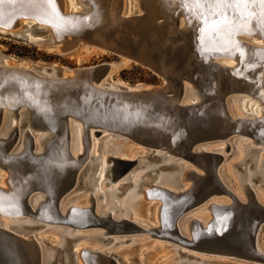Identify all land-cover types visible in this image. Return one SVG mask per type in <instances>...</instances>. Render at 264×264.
I'll return each instance as SVG.
<instances>
[{
	"label": "water",
	"instance_id": "1",
	"mask_svg": "<svg viewBox=\"0 0 264 264\" xmlns=\"http://www.w3.org/2000/svg\"><path fill=\"white\" fill-rule=\"evenodd\" d=\"M117 3V9L111 10L107 8L105 0H91L86 4L82 2L80 11L61 13L54 0H46L45 6L49 8L54 18L72 21L73 25L77 22L88 23L97 13L101 14L100 24H92L87 28H77L73 25L64 28L62 25H53L46 18L16 8H6L4 12H0L2 36L39 42L43 39L32 41L26 32L34 35L46 29V26H37L40 22L45 23L55 30V33L44 39L46 47L57 53H66L81 46L94 47L132 61L163 79L161 84L128 91L132 93L131 95H125L124 89L119 90L121 92L119 94L99 93L93 90L91 85L104 75L103 65L98 63L70 69L71 75H66L63 79L76 80L75 83L60 82L56 89L36 92L37 84L31 79L29 71L17 70L18 67H5L4 76L0 78V166L10 169L12 176L10 179L14 181H23L32 176L35 170L40 169L39 165L43 164L46 157L38 155L40 151L32 150V137L26 131L25 146L21 153L13 151L15 135L18 129L21 130L27 123L31 132H41L37 128L55 124L54 130L61 136L62 153L66 160L62 162L51 159L48 165L52 166L54 171L49 173L41 170L31 180L36 187L48 186L51 191L50 197L35 213L30 209L27 195L18 197L14 195L13 198L12 194H8L10 190L6 183L7 187L0 186V223L1 217L31 216L32 213L41 221L35 224V227L44 225V222H52L58 223L60 228L68 227L77 231L100 225L104 229L102 235L98 236L102 246L108 245L112 240L113 236L110 234L131 235L141 231L139 225L129 218H120L116 221L109 215H95L91 197L88 207L79 209L69 205L63 214L58 211L56 207L58 200L63 202L69 193L80 187L91 188L87 184V178L82 179L88 165L77 171L85 150L83 149L77 164H74L67 150L69 146L67 123L73 129L74 123L81 122L85 132L88 127L92 128L93 135L102 134L104 137L106 133L103 129L115 132L107 141L112 140L113 143L120 140L122 143L130 142L143 147L148 152L147 160H157L165 154L178 162L167 164L168 166L162 164L165 168L179 167V164L183 163L182 160L189 163L190 168L184 171L185 177L189 179L187 187L176 188L174 194L163 188L155 186L150 188L151 197L161 200V205L156 210L160 225L154 227L150 235L167 238L171 242L178 239L188 251L190 249L264 262L258 245L264 221V204L255 200L252 190L248 187L245 190L247 203H239L219 177L221 163L230 153L236 152L237 141L249 139L242 144L244 157L232 163L241 170L243 168L240 166L246 161L249 167L252 166L251 155L264 147V113L260 117L247 119L233 117L228 110L231 99H239L244 94L264 103V48L250 47L241 37L243 33H253L251 27H254L260 30L264 38V8L251 3L238 8L218 9L215 4L198 6L190 0H175V6L166 5L160 0H138V11L121 13L122 0H118ZM210 11L214 15L206 24L205 17L209 16ZM221 12L227 20L217 29L212 20L222 18ZM108 13H112L111 18L114 20L106 18ZM24 19L27 21L34 19L26 28L27 31L11 32V29L17 27L16 24ZM106 21L111 24L110 27H103ZM221 55L232 57L233 65L217 63ZM59 70L62 72L59 73L57 70L55 72L61 75L64 69ZM184 84L191 87L192 92L197 95V100L180 101ZM9 90L14 93L15 100L6 97L5 92ZM10 100L14 105L3 107L4 102ZM65 102H75L81 107L73 114L65 108ZM21 104L25 105L28 116L24 114L18 120L17 108ZM44 105L46 106L43 107ZM91 108L98 110L101 108L112 116L119 114L121 121L115 122V118L111 120L107 115H104L103 119L89 117L87 109ZM45 109L50 113L42 117L41 113ZM11 119L18 125V129L16 124L10 125ZM123 120L125 122H122ZM8 125L7 133L1 134ZM126 125L128 128L122 129ZM89 139L85 133V148ZM219 143H223L220 151L197 149L200 145ZM118 147L119 145L115 143L108 148L110 173L106 175L108 180L104 185L124 175L128 178L130 172L141 163L138 155L130 158L114 153ZM155 151L162 152L161 156ZM59 165L63 166L62 171L56 172L55 168ZM89 167L94 171L96 164ZM3 168L0 170L4 172ZM257 179L256 176L253 178L254 181ZM92 183L96 181L93 180ZM179 185L180 183H177V186ZM214 193H224L229 197V201L221 205L209 203L211 215L205 225L201 226L197 220H193L190 239L180 238L175 231L174 220L199 206ZM77 237H64L63 247L59 250L62 258L68 260L62 264H75L72 241ZM44 244L46 248L34 237L22 236L0 225V264H52V260L43 259L44 250L57 247L52 243ZM105 247L101 251L80 248L78 253L84 264H115L113 257L107 253V249L113 245ZM192 253L188 255L194 259L200 258L195 253L190 255Z\"/></svg>",
	"mask_w": 264,
	"mask_h": 264
},
{
	"label": "bare ground",
	"instance_id": "2",
	"mask_svg": "<svg viewBox=\"0 0 264 264\" xmlns=\"http://www.w3.org/2000/svg\"><path fill=\"white\" fill-rule=\"evenodd\" d=\"M79 1L81 3L83 2L84 4H86V2L91 1V0H79ZM105 1L108 4L107 8H109L111 10L117 9V5H118L117 1L118 0H105ZM60 2H61V4H60ZM166 2H167V4L169 6L170 5H174L175 6V0H166ZM64 3L65 2H63V0H60V1L59 0H54V4L56 5L58 10L62 11L61 13H68V12L80 11L81 10V9H78L77 7H74L73 5L71 7L70 6L68 7V5H66ZM45 5H46V0H17V2L15 4L5 3L2 7H0V12H4V10H6V8L7 9L8 8H16L17 10H21V11L26 10V11L30 12V14H35V15H37L39 17L44 18V19L46 18L48 20V22L52 23L53 25H61L63 23L62 26H64V28H68L71 25L72 21H69V20H64L63 21L62 18H56L55 19L54 15L51 14V12H49V8L46 7L47 5L46 6ZM256 7L260 8L261 6H260V4H258ZM262 7L264 8V6H262ZM123 10L124 9H123V4H122L121 5V13H126V11H123ZM254 10L257 12L256 8H254ZM111 17H112V13H108L107 16H106V18H108L109 20H114V18H111ZM33 20L34 19H32L31 21H27V20L24 19V20L18 22V24H16V26L19 25L18 29H11V32H13V33H18L20 31L26 32L27 31L26 28L29 27L32 24ZM22 22L24 24H22ZM100 22H101V14L97 13L88 23H85L84 26H88V25H92V24L98 25V24H100ZM179 22L181 23V19L179 20ZM78 25H80L79 22H77L74 26H76L78 28V27H80ZM251 25L252 24L250 23V27H251ZM108 26L110 27L111 24L107 22L106 25H104L103 27H108ZM251 28H252V32L253 33H243V34H241L242 39L250 47L264 48V44H262L258 40H256V41L252 40V43H250L251 41L247 40V39H249V38H251L253 36V37H258V38L262 39L263 40L262 42H264V38L260 34V30H257V28H254V27H251ZM46 30L49 31L50 34H53V32L55 33L54 28L50 27L49 25L48 26L46 25ZM26 34H27L29 39H33V38H31L33 36H31V34L29 32H26ZM245 38H247V39H245ZM81 47L87 48L86 46H81ZM223 57H229V56H227V55L219 56L218 60H217V63H219L220 65H227V66L233 65L234 60L232 59V57H229L230 59H232V61H230V59H228L226 61ZM123 59H125V58H123ZM5 67H12V68L18 67V68H16L17 70L22 69L20 71H23V72H25L24 70H27V72L29 71V73L31 74V79L33 81H35L36 84H37V87L35 88L36 92L40 91V90L43 91V92H47V91H50L52 88L56 89V88L59 87V83L60 82H66V84H70V82L71 83H75L76 82V80H69V79H66V78L63 79V77H65L66 75H71V73L67 74V73L63 72L61 75H58L55 71H54L55 73H51V72L47 73V72H43L42 70H40V69H38L36 67H32V66L31 67H29V66L24 67V66H21V65H15V64L13 65L11 63H6L5 62V58H2V61L0 62V69H2V70H0V78L1 79L4 76V71L3 70L5 69ZM39 70L41 72H39ZM48 71H49V69H48ZM79 83H80V81H79ZM93 84H91L93 90H95V91H97L99 93H107L108 92L110 94L111 93L119 94V93H121V92H119V90L124 89V91H125L124 94L125 95H129V94L131 95L132 94L130 92L128 93V91H132L134 89H139L141 87H143V88L148 87V86H145V85H142V84L126 85V86L117 85V87L116 86L107 87L108 81L104 82V76H102L99 79H97ZM184 86H185L184 92H183V95L181 96V100L180 101L181 102H191V101L197 100V95L192 92L191 87L189 85H187V84H184ZM5 95L9 99L10 98H13L14 100L16 99L14 93H12L11 90H9L8 92L6 91ZM240 98H242V100H241V102H240V104L238 106L235 105V107L233 106V108H230V107H232V105L231 106L228 105L229 106L228 110H229L230 114L233 117L238 116V117H245L247 119H250V118H253V117H260L264 113V107L262 108V105L264 103H262L257 98H255L256 100H258L257 105L254 104V102H253L254 101L253 100L254 97H251L249 95L244 94ZM233 99L234 98H232L231 101ZM12 100L4 102L3 107H6V105H9V106L14 105V102ZM62 100L65 101V99H62ZM237 100H239V99H237ZM248 101H250V103H248ZM41 105H43V104H41ZM46 105H44L43 107H45ZM21 107H23V109H21ZM79 107H81V106L76 104L75 102H73V103L72 102H65V108H68L69 112H71L73 114H76V112L79 109ZM17 109H18L17 110L18 112H17V116L16 117H17L18 120L21 119L24 114H26V116H28L27 111L25 110L26 108H25L24 104H21ZM48 113H50V111L48 109H45L44 111H42L41 116L45 117ZM87 113H88L87 116L93 117V118L103 119L104 115H107V116H109L111 118V120H112V118H115V122L119 121V120L121 121V115L116 114V115L112 116L110 113H106L101 108H100V110H98L97 108L87 109ZM29 115H30V113H29ZM81 118L83 119L84 115H82ZM122 122H125V121L123 120ZM11 124H16L13 119H11V121H10V125ZM27 126H28V123L26 125H23L22 129L19 130L18 129V125H17L18 131H17V133L15 135V145H14L15 148H13V151L14 152L20 151L18 153H21L22 149L25 146V141H26L25 131H26L32 137V142H33V145L31 146L32 150L35 151V152H39L40 151L41 153H39L38 155H43L46 158L43 161V164L40 163V165H39L40 169L35 170L34 174L32 176H30L29 178L23 179V177H22L21 179H23V181L22 180L21 181H19V180H15V181L11 180L10 178L12 176L10 174V172H11L10 169H8L6 167L3 168L4 166H0V169L3 168V170H5L4 172L2 170H0V172H1L0 173V186L1 187H7L8 186V189L11 191V192L9 191L8 194L9 193L12 194L13 198L15 197L14 195H16V197L21 196V195H23V196L27 195V197H28L27 200L29 202L30 209L32 210L33 213H35L37 211V209H39L43 205V203L46 201V199H48L50 197V192L51 191H50L48 186H44V187L42 186V188L36 187L35 185L32 184L31 180L34 178L35 174H37L41 170H42V172L44 170V171H48L49 173L54 171L53 167L48 165V162L51 159H56L57 161L61 160L62 162H65L66 156L63 155V153H62L61 136L58 135L57 130H54V128L56 126L55 124L53 126H46L45 128H37V130H41V132H36V133H32L29 128H26ZM72 127H74V128L71 129V125L69 123H67V128L69 129L68 130L69 131V146H68L67 150H69L68 153L72 157V159L74 160V164H77V162L80 161V158H81L82 153H83V149L85 150V155L83 157L82 163H80L81 164L80 167L77 168V171H78V170H81V167H83L84 165H88L86 168L89 167V163H87V162H88L89 158L92 157L91 153H92V151L95 148V143H94V141H92L93 134H92V128L91 127H88L86 132H85V129H84L83 124L81 122L78 123V124L74 123V125ZM23 128H26V129L23 131ZM126 128H128L127 125L125 127H122V129H126ZM7 129H9V125L6 127L4 132L2 131L1 134L5 135L7 133ZM108 129H111V128H108ZM103 132L106 133L105 137L108 138V140L110 139L109 137L111 136V134L115 133L113 131H111V132L106 131V129H103ZM85 133H87V136L90 138L89 139V143L87 144V148L84 147V146H86L85 145ZM19 134L21 135V138H20ZM18 145H19V147H18ZM222 145L223 144H221V143L218 144V146H220L218 148L213 147V146L200 145V146L197 147V149H199V148L200 149H204V150H211V149L217 150L218 149V151H220ZM241 150L243 152V149L240 148V146L236 143V145H235L236 154L241 153ZM155 153H157V154H159V156H161L162 152L155 151ZM78 154H80V156H78ZM243 154H244V152H243ZM12 155H15V154H12ZM139 157H140L139 160L141 161L140 165H142L143 161H144V160H142L144 155L139 156ZM163 157L164 158L168 157L167 160H166L167 162L162 163L164 165H167V164L171 165L172 163L175 164V162H176V161H173V158H171V157H169V156H167L165 154H162V156L158 160H160ZM241 157H239L238 160H240ZM263 158H264V147L259 149V152H258L257 157H256V159H257V163L256 164H257L258 167H261V163L263 161ZM108 161H109L108 160V156L106 155L102 159L101 166L99 164L100 162L92 163V164H96V168H97V171H98L97 178L95 177L96 180L94 179L96 181V183H92V181L90 179L92 177L91 172L93 171V169H91L89 167L91 172H89L90 174L88 173V177H87V181L88 182H87V184L89 186H91L92 190L85 194L87 197H85L83 200H81L79 198H76L79 195L77 193L76 197L73 196L72 199L69 200L68 202H67L68 199L67 200L65 199L66 203H63L60 200H58L57 203H56V207H57L58 211L60 212V214H63L65 212V208L67 206H69V205L73 206L75 208H79V209L88 207L90 205V200H91L90 197H91L92 201H93V204H92L93 205V209L92 210H93V213L95 215H97V216L109 215L113 220H116V221L119 220L120 218H129L131 221L137 223L139 225V228L141 229V231L136 232V233H138V234L142 233V232L143 233H151L152 230L154 229V227H159V225H160L159 217L157 216L158 225H153V226L152 225H150V226L143 225V223L141 221H139V218L137 217V215H135V212H134L135 209L132 207L133 203H135L136 199H138L137 197L136 198L133 197V196L132 197H130V196L126 197L125 200H124V204H121V207H122L121 211L119 213H116V210L114 208V202H115L114 201L115 200L114 199V190L118 189L117 186L120 183L116 182V180H118L119 178H117V179H115L113 181L114 182L113 185H109V186L103 188L104 182L108 180L106 175H105L106 170H107L106 168L107 167L109 168V165H106V163H108ZM92 164H90V165H92ZM162 164L160 166H157V168H158L157 170H160L161 167H164V166H162ZM181 166L183 168H181ZM138 167L135 168L134 170L138 169ZM62 168H63V166L59 165L58 167L55 168V170H56V172H61ZM188 168H190V166L187 165V164H183V163L179 164V167L170 168V169H175V170L181 172L180 173V179H179L181 182L180 181L178 182V183H180V185H179L180 189H183V188L188 186V183L184 182V181H188L189 180L188 178L185 177V172H184L185 169H188ZM134 170H132V173H134ZM149 170L152 171V168H149ZM226 171H227V168H226ZM227 172H229V171H227ZM140 173H142V172L134 173L133 177L136 178L138 176L139 177L142 176V174H140ZM249 173H251L250 177L252 179V173L253 172L251 170H249ZM130 174H131V172H130ZM226 174L227 173H224V171H221V172L219 171V177L225 182V184H227V182L229 180L228 178H227L228 180L226 179ZM229 174L230 173H228V175ZM239 175H238V178L240 179L239 181H241V185H240L241 189H239V188L238 189H233V187L231 188V186H230L232 183L230 185L227 184V187L235 195V198L237 199V201L239 203H241V204L247 203L246 199H245V201L241 199V194H243V193L245 194L246 187H248V188H250L252 190L255 200H257L259 203H261L259 199H260V195H263L262 190H260L259 188L255 189L254 186H253L254 185L253 182H252V184L244 183L243 182L244 179H242ZM124 176H122V177L124 178ZM125 178H126V176H125ZM145 178L147 180L150 177L146 176ZM172 178L175 181L177 180V178H175L174 175H172ZM135 181H136V179L133 180V181H130V183L133 184V182H135ZM175 181L172 182L171 177H166L165 178L164 176H160V178L157 179L155 183H152L153 181L151 183H149V182L145 183V184L142 183L143 184L142 185V189L140 188L141 192L144 194V195L142 194V197H144L145 199H153V198L155 199L156 197H151V195H150V191H151L150 188L154 187V186L166 189L168 191H171L172 194H174V191L176 190V188H178L177 187V183H176L177 181L176 182ZM5 183L7 184V186H6ZM109 183H111V181ZM121 188H123V187H121ZM80 194H82V192ZM103 194L106 195L107 200L105 202H102L101 204H99V202L96 201V198H100V196H102ZM219 194L220 193H218V194L214 193L212 195H209V197L203 203H201L199 206H197L195 208H192L187 213L177 217L174 220V226H175L174 228H175V231H176L177 235L180 238L187 239V240L190 239V237H191V225H192V221L193 220H197L201 226L205 225V223L209 220L208 215L211 214L210 213L211 211H209V209H208V204L209 203H216V204H219V205L224 204L222 202H224L226 199L223 198L222 196H219ZM82 195H84V194H82ZM68 197H70V196H68ZM74 197L76 199H74ZM157 200L159 201V206H160L161 205V200L160 199H157ZM106 204H107V207L103 208V206L106 205ZM195 209H199V210L197 212H193L192 214H189L191 211H193ZM206 209H208V212H205ZM129 214H131L132 216L130 217ZM10 216L11 217H1V221L2 222L0 223V225L3 228L8 229V230H10L12 232L18 233V234H20L22 236L30 235V236L34 237L36 239V241L40 245H42V243H41V238L42 237L38 236V234H32L31 232L25 234L24 232L23 233L21 232V230H23V229L31 231L32 229L36 228L35 224H38L39 222H41L39 219H37V217L35 215H33L31 213V216H29V215H23L21 217H19L18 215H10ZM45 224L47 225V226H45V228H48V229L54 228L55 229L53 231H55V234L58 237L55 240L57 243H61L64 240L65 236L66 237L78 236L77 238L74 239L75 241L79 237L83 236V235L79 234V232H76V230L75 231L70 230V228H68V227L60 228V225L58 223L44 222V225ZM37 227H38V225H37ZM28 228H31V229H28ZM183 231H185V232L188 231L190 237L188 235H186ZM114 234H118V233H114ZM132 234H134V233H132ZM99 235H102V231L101 232H92L90 234H86L88 239L89 238H95V237H97ZM125 235L130 236L129 234H125ZM86 236H85V239H87ZM177 238H175V239H177ZM163 239H167V238H163ZM110 242H113L112 245L116 244V243H118V239L112 237V240ZM172 242H175L180 247L178 249L179 254H178V257H177L178 259H180V262H186V263L189 264L188 261H195L194 258H192L191 256L188 255L190 252L187 249H185V246H183V245H181L179 243L178 239L177 240H173ZM92 243H95V242H92ZM43 244H44V242H43ZM63 244H64V241H63V243L61 245H56L55 244V246L57 248L54 251V253L56 255H55L54 261H52L53 264L54 263L55 264L56 263L62 264L63 261H67L68 260L65 257L62 258L60 250H59L60 247H63ZM65 247H68V245H65ZM73 248H75L74 245H73ZM80 248H87V249H92V250H97V251L103 250L102 246L101 245L98 246L97 244H90L89 246H84V245L81 246L80 244H78V250L76 251V249H74L75 264H84V262L82 261V258L80 257V255L78 253ZM259 251L264 256L263 250L259 249ZM52 254H53L52 251L45 249L44 250L43 259L45 261L51 260L50 257L52 256ZM190 255H192V254H190ZM172 258L175 259L174 256ZM76 260H78V263H77Z\"/></svg>",
	"mask_w": 264,
	"mask_h": 264
},
{
	"label": "rangeland",
	"instance_id": "3",
	"mask_svg": "<svg viewBox=\"0 0 264 264\" xmlns=\"http://www.w3.org/2000/svg\"><path fill=\"white\" fill-rule=\"evenodd\" d=\"M137 1L138 0H122L123 9H124L123 11H126L128 13H132L135 10L138 11ZM63 2H65L64 4L68 5V7L69 6L71 7L73 5L74 7L81 9V2L79 0H63ZM160 2H163V3L165 2L164 4L168 5L166 0L165 1L160 0ZM79 24L80 25L78 26L83 27V28L90 27V25L84 26L85 23H79ZM61 25H63V23ZM71 25L73 24L71 23ZM37 26H46V24L39 23ZM18 27L19 25L17 27H14L13 29H18ZM49 34H50L49 31H47L46 29H43L35 33L34 35H31L33 36L31 37L33 38L31 39L32 41H35L37 39H43L42 41H39V42L22 41V40H17L11 37L0 35V58H5L6 63H11L13 65L21 64V66H24V67H27V66L29 67L32 66L36 68L39 67L38 69L42 70L43 72H47V73H50V72L55 73L54 71L56 70L57 72L61 73L62 71H60L59 69L63 68L64 69L63 72L67 74L70 73V69L74 67L89 66V65L101 63L104 69V75H103L104 82L108 81L107 87H113V86L117 87V85L126 86V85H136V84L150 86V85H158V84L163 83V79L161 77L155 75L148 69L136 63H133L132 61H128L121 57L115 56L109 52H103L102 50H99L94 47H87V48L77 47L66 53H57L55 50L46 47V40L44 39L47 38ZM247 40L251 41L250 43H252V40L254 41L258 40L259 42L264 44V42H262L263 40L258 37L252 36L251 38ZM223 58L226 61L230 59L229 57H223ZM230 61H232V59H230ZM46 69H49V71ZM237 99L236 100L233 99L231 101L229 106L232 105V107L230 108H233V106L235 107V105L238 106L240 104L242 98H239V100ZM253 100H254L253 101L254 104L257 105L258 100H256L255 98H253ZM248 103H250V101H248ZM263 105H262V108L264 107ZM26 128H28V126ZM26 128H23V131ZM32 132L35 133L36 131H32ZM20 134L19 136L21 138ZM92 137H93L92 141H94L95 143V148L91 153L92 157H90L87 162L89 163V165L94 162H100L99 164L101 166L103 157L106 155L108 156L109 154L108 148H110V145L111 146L115 145V143L119 145V147L115 151L116 154H120L122 156L130 157V158L136 155L138 156L144 155L142 159L144 160L143 164L140 165L138 169L134 170V173L142 172L140 173L142 174V176L140 177L138 176L139 178L138 177L134 178L133 177L134 173L131 172L128 178L125 175L126 178L124 176V178L121 177L118 180H116V182H119L120 184L118 183L119 184V185L117 184L118 189L114 190V199H115L114 208L116 210V213H119L122 208L121 204H124V200L126 197H129V196L130 197L133 196L135 198L137 197L138 199H136V202L133 203L132 207L135 209L134 212H135V215H137V217L139 218V221H141L143 225H147V226L158 225V220H157L158 214H156V210L157 208H159V201L154 198L145 199L144 197H142V194H143L141 192L142 185L148 182L151 183L152 181H153L152 183H155L156 180L160 178V176H164L165 178L171 177L172 182H173L175 180L172 178V175H174L175 178H177L176 180L177 182L176 181L175 182L178 183L180 181L179 179H180L181 172L175 169H170V167H167V168L161 167L160 170H157L158 169L157 166H160L162 163L167 162L166 160L168 157H165V158L163 157L160 160L158 159L157 160H150V159L147 160L146 155L148 152L144 150L143 147H140L138 145L132 144L130 142L122 143L120 140L114 141L112 143V140L107 141L108 138H106L105 136L102 137V134H98V135L95 134ZM247 141H249L248 138H246V140L244 141H237V144L240 146V148H242V144ZM214 145L217 146L218 144H208V146H214ZM258 152L259 150L257 151V153L255 154L253 153L250 157V159L253 161L252 166L249 167L248 161H246L244 165L240 166L243 168L242 170L239 167L232 165L233 162L238 161L239 157L243 155L242 150H241V153L239 154H236V152L230 153V155L221 163L220 172L224 171V173H227L226 179L228 178L230 180L229 181L227 179L228 180L227 184L230 185L232 183L230 186L231 188L233 187V189H238V188L241 189V186H240L241 181H239L240 179L238 178L239 174H240L239 176L242 179H244L243 180L244 183L252 184L253 182L254 184L253 186L255 189L259 188L260 190H262L263 195H260L259 200L262 204H264V167H263L264 158L261 163V167H258L256 164L257 163L256 157H257ZM182 162L183 164L189 165L187 161L185 162L182 160ZM106 165H109V162L106 163ZM149 168H152V171H150ZM181 168L183 167L181 166ZM226 168H227V171L229 172L226 171ZM106 169L107 170H106L105 175L110 173L108 170L109 168L107 167ZM196 170L198 172H201L198 169ZM249 170L253 172L252 179L250 177L251 173H249ZM89 172L91 171L88 167L86 168V172L82 175L83 180L88 177ZM97 173H98L97 168L91 172L92 177L91 178L89 177L91 181H93L95 177L97 178ZM228 173L230 174L228 175ZM146 176L147 177L149 176L150 178L146 180L145 178ZM255 176L258 177L256 181L253 180ZM135 179L136 181L133 182V184H131L130 181H133ZM112 182L107 185H103V188L109 185H113L114 182L113 183ZM184 182L188 183V181H184ZM260 184H263V185H260ZM91 190L92 188L86 189L85 187H80L74 190V192L72 191L71 193H69L65 199L66 200L68 199L67 200L68 202L69 200L72 199L73 196L76 197L78 193L79 195L76 198L83 200L85 197H87L85 194ZM79 192L80 193L82 192V194L84 195L80 194ZM219 196H222L223 198L226 199L222 203H227L229 201V197L225 195L224 193H220ZM75 197L74 199H76ZM65 199L63 200V203H66ZM241 199L245 201L244 193L241 194ZM106 200L107 198L105 194L100 196V198H96V201H98L99 204H101L102 202H105ZM106 207H107V204L103 206V208H106ZM198 210L199 209H195L191 211L189 214H192L193 212H197ZM205 212H208V209H206ZM210 215L211 214L208 215V218H210ZM129 216L131 217L132 215L129 214ZM45 226L47 225L45 224L40 227L38 226L32 229L31 231L23 229L21 230V232L22 233L24 232L25 234L30 233V232L32 234H38V236L42 237L41 243H42V246L45 248L47 246L43 244V242L47 244L52 243L53 245L55 244L61 245L64 240L61 243H57L55 241L56 238H58L57 235L55 234V231H53L55 229L54 228L48 229V228H45ZM103 230L104 229L100 226L89 227L86 229H77L76 232H79V234L83 236L76 239V241L73 240V245L75 246L73 250L74 249H76V251L78 250V244H80L81 246L83 245L89 246L90 244H97L99 246L101 244L100 242L102 241L98 238V236L95 238L88 239L86 234H90L92 232H101ZM183 232L190 237L188 231L186 232L183 231ZM110 235L118 239V243L113 244V247H111L110 249H107L108 250L107 253H109V255L113 257L115 264H188L186 262H180V259L177 258L179 254L178 249L180 247L175 242L169 241V239H163L161 237L151 236L150 233H143V232L139 234L134 233V234H131L130 236H127L125 234H110ZM85 236L87 237V239H85ZM92 242H95V243H92ZM112 243L113 242L109 241L108 245L111 246ZM108 245H104V246L101 245V246L102 248H106L105 246H108ZM258 245H259V248L263 250L264 252V221L261 225V231L259 233V238H258ZM46 250H50L53 252L50 258L52 261H54L55 255H56L54 253L55 249H46ZM189 252H193L200 257V258L195 259V261H188L189 264H264L263 262L233 257L230 255H213V254H208L205 252L192 251L190 249H189ZM193 253L192 255H195ZM173 256L175 257V259L172 258ZM201 259H204V260L201 261ZM76 261L78 263V260Z\"/></svg>",
	"mask_w": 264,
	"mask_h": 264
},
{
	"label": "snow or ice",
	"instance_id": "4",
	"mask_svg": "<svg viewBox=\"0 0 264 264\" xmlns=\"http://www.w3.org/2000/svg\"><path fill=\"white\" fill-rule=\"evenodd\" d=\"M17 0H0V7H2L5 3H12L15 4ZM192 3L196 5L201 4H208L211 6L215 4L218 9H227V8H238L241 5H248V4H260L264 6V0H191ZM214 15L211 11L209 12V16L205 17V23L209 22V18ZM222 18L217 20H212V24L216 25L217 29L219 26L226 23L227 18L224 16L223 12L220 13Z\"/></svg>",
	"mask_w": 264,
	"mask_h": 264
}]
</instances>
